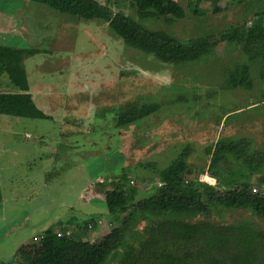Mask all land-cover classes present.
<instances>
[{
	"label": "rangeland",
	"instance_id": "1",
	"mask_svg": "<svg viewBox=\"0 0 264 264\" xmlns=\"http://www.w3.org/2000/svg\"><path fill=\"white\" fill-rule=\"evenodd\" d=\"M180 1L187 18L175 21L153 11L141 17L128 0H111L109 5L113 12L138 17L144 26L179 39L210 36L209 53L193 63H163L125 44L103 20L62 13L61 18L60 12L49 9L46 15L59 17L52 31L66 32L65 39L57 37L55 49L49 41L52 33L39 17H33L34 10L27 5L24 12V0H0V43L32 49L50 46L46 53L25 59L29 80L33 84L49 73L51 84L41 88V92L45 89L42 94L48 100L62 97L57 101L60 106L74 104L68 114L58 105L52 107L51 120L0 113V262L31 260L39 250L41 234L49 228L61 236H80L83 222L93 218L96 226L90 222L80 236L92 241L120 226L123 213L111 215L106 201L123 194L130 203L133 191L142 194L159 184V174L148 164L162 170L187 150L186 180H198L200 187L208 183L221 191L224 184L207 172L218 146L246 139L250 155L261 150L264 61L242 58L236 42L219 39L232 27L247 29L256 12L264 11V0H219L222 10L218 13L208 3H200L207 9L201 17H193L195 0ZM26 12L29 18L23 35L15 19ZM11 20L13 26L6 27ZM76 25L80 27L76 45L67 49L74 41L73 33H67ZM59 50L63 52L56 54ZM52 89L60 90L59 96ZM13 90L6 75L0 77V91ZM130 102L159 107L140 120L117 125V111ZM231 167L238 180L253 184L257 180L239 162L232 160ZM252 186L264 192V185ZM198 217L223 224L247 222L264 230V221L249 208L227 207L218 200ZM149 228L145 222L138 223L105 264H122L125 252L137 248L141 239H149L145 236Z\"/></svg>",
	"mask_w": 264,
	"mask_h": 264
},
{
	"label": "trees",
	"instance_id": "2",
	"mask_svg": "<svg viewBox=\"0 0 264 264\" xmlns=\"http://www.w3.org/2000/svg\"><path fill=\"white\" fill-rule=\"evenodd\" d=\"M42 3L68 13L79 19H100L127 45L154 56L163 63H193L209 53L210 36L179 39L162 30L150 29L122 11L113 12L111 0H30ZM193 17L206 15L208 3L213 12H220L219 0H195ZM143 17L153 11L156 15L171 21L187 18L186 7L180 0H129ZM219 41L237 43L243 57H259L264 61V11L256 17L247 29L235 26L221 34ZM218 41V42H219ZM226 44V45H227ZM37 49L0 44V77L6 75L13 91H0V113L28 118H47L34 103L29 90L23 58L36 53ZM264 78V72L261 74ZM264 96V88L261 89ZM156 103L130 102L118 112L117 125L123 126L151 115L158 109ZM123 109V110H122ZM246 139L236 144H221L211 154L207 172L224 189L204 183L202 189L198 180H186L184 174L187 150L181 151L166 168L158 170L160 183L140 194L133 191L128 199L123 194L107 199L108 212L117 216L123 213L121 225L89 241L83 239L93 218L85 220L80 236H61L49 228L41 234L40 247L29 261L18 259L0 264H105L124 236L140 222L150 228L134 250L125 252L122 264H264V230L255 229L250 223L223 224L200 214L208 205L218 200L231 208H249L264 221V192L253 190L252 185H264V145L253 155L248 153ZM237 161L257 180H238L234 176L231 161ZM202 190V191H201ZM140 194V197H136ZM1 203V189H0ZM174 214V215H172ZM177 214V215H176ZM179 215V216H178ZM182 215V216H180ZM144 237V236H143ZM131 246V245H130ZM128 250V249H127Z\"/></svg>",
	"mask_w": 264,
	"mask_h": 264
},
{
	"label": "crops",
	"instance_id": "3",
	"mask_svg": "<svg viewBox=\"0 0 264 264\" xmlns=\"http://www.w3.org/2000/svg\"><path fill=\"white\" fill-rule=\"evenodd\" d=\"M26 1H29V2H33V1H30V0H24V12L26 11V6L28 5V7H29V10L30 11H33L34 10V13H33V17H39L40 19H38V20H40V22H43V24H44V27L46 28V29H48L51 33H52V35L51 36H49V41H52V44L55 46V44H56V41H57V37L59 36H61L63 39H65L66 38V32L65 31H60L59 33H56L55 32V28H54V31H52V26H55L57 23H58V21H59V17H58V14H55L54 16L53 15H46L45 13H46V11H48L49 9H51V10H54V11H58V10H55V9H53V8H51V7H48L47 5H45V4H42V3H37V2H34V3H31V4H29V3H26ZM100 2L102 1V0H99ZM128 2H129V0H128ZM36 3V4H35ZM38 5H43V6H45L46 8H48V9H46V8H43V7H41V6H38ZM130 5V4H129ZM131 6V5H130ZM111 7V6H110ZM133 9H135V11L136 12H138V9L136 8V7H134V6H131ZM28 10V11H29ZM50 10V11H51ZM38 12H42L43 13V15H39V13ZM59 12V11H58ZM58 12H56V13H58ZM61 13L62 12H60V15H61ZM62 14H68V13H62ZM68 15H71V14H68ZM29 16V14H28V12H26V13H24V15H22V16H20V17H18L17 19H15V27H17L19 30H20V32L24 35V31L23 30H25V28H26V23H27V19L29 18L28 17ZM72 16H74V15H72ZM131 16V15H130ZM61 18H62V15L60 16ZM76 17V16H75ZM131 18H133L134 20H136V21H138L139 23H142V21L140 20V18H138V17H131ZM79 19V18H78ZM13 22H14V20H11V21H8L7 22V25H6V27H12L13 26ZM19 22H20V24H19ZM47 22V23H46ZM22 24H24V27H22L21 25ZM55 24V25H54ZM4 28H5V26H4ZM80 29V27L78 26V25H76L75 27H73V29H72V31L71 32H69L68 31V35H70L71 33H73V35H74V41H73V43H70L69 45H67L66 46V48L67 49H74V47H75V45H76V42H77V40L75 39V35L77 34V32H78V30ZM27 30V29H26ZM54 39H55V42H54ZM1 44V43H0ZM52 44H51V46H52ZM14 47H17V46H14ZM57 47L55 46V49H56ZM66 48H65V50H66ZM49 49H50V46H49ZM49 49H48V46L46 47V48H44V47H40V49H38L37 48V52L36 53H33V54H31V55H27V56H25L24 58H23V62H22V65H23V67H24V69H25V73H26V76H27V80H28V85H29V92L31 93V96H32V99H33V101H34V103L36 104V106L39 108V109H41L46 115H48V117L47 118H42V119H49V120H51L53 117L49 114L50 113V109H52V107H57V105H58V107H62V109L64 110V112L66 113V114H68V113H70V111L72 110V109H74V107H73V105H72V102L70 101L69 103L70 104H63V105H59V98H60V100H61V98L62 97H59V98H50L49 100L47 99V97L44 95V94H42V92L43 93H45L44 91H45V89H43L42 90V92H41V88L43 87V86H45V84H51L50 82V75H49V73H44V75H42L40 78H38V81H34V83L32 84L31 83V81L29 80L30 79V77H29V73H28V71H27V69H26V66H25V64H24V61H25V59H28L27 57H29V56H31V57H33L35 54H44V53H46L47 51H49ZM61 52H63V50H59V51H57L56 52V54L57 53H61ZM31 64H32V66H34L35 68H38V64L36 63V62H31ZM52 69V68H51ZM49 70L48 72H53L52 70ZM54 73H55V71H54ZM39 75H40V73H39ZM37 80V79H36ZM55 80V79H54ZM53 79H52V82H53V85L55 86V85H58V84H55V83H57V82H55ZM36 83V84H35ZM71 86H72V82H71ZM53 91H52V94L56 97V95H58L59 96V94L61 93V91L60 90H58V89H56V90H54V89H52ZM69 90L70 89H66V92H69ZM61 96H63L62 94H61ZM72 96H73V93H72ZM68 98H69V96H67ZM58 101V102H57ZM58 103V104H57ZM45 108L47 109V111H48V113L45 111ZM63 119L62 120H64V121H66V122H69V118L67 117V116H63L62 117ZM67 118V119H66ZM65 122V123H66Z\"/></svg>",
	"mask_w": 264,
	"mask_h": 264
},
{
	"label": "clouds",
	"instance_id": "4",
	"mask_svg": "<svg viewBox=\"0 0 264 264\" xmlns=\"http://www.w3.org/2000/svg\"><path fill=\"white\" fill-rule=\"evenodd\" d=\"M212 177V176H211ZM212 178H214V177H212Z\"/></svg>",
	"mask_w": 264,
	"mask_h": 264
}]
</instances>
